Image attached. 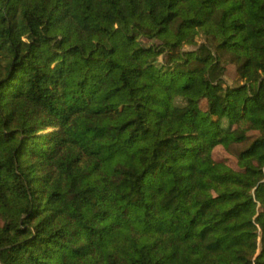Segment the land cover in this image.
Wrapping results in <instances>:
<instances>
[{
  "label": "trees",
  "instance_id": "obj_1",
  "mask_svg": "<svg viewBox=\"0 0 264 264\" xmlns=\"http://www.w3.org/2000/svg\"><path fill=\"white\" fill-rule=\"evenodd\" d=\"M253 52L264 0H0V264H264Z\"/></svg>",
  "mask_w": 264,
  "mask_h": 264
},
{
  "label": "rangeland",
  "instance_id": "obj_2",
  "mask_svg": "<svg viewBox=\"0 0 264 264\" xmlns=\"http://www.w3.org/2000/svg\"><path fill=\"white\" fill-rule=\"evenodd\" d=\"M253 62L259 66L261 69H264V54L261 52H253L251 54ZM229 75L232 77L235 75V69L232 64L227 66ZM215 148V154L219 155L220 152L227 153L231 161H235V155L228 151H225L223 148ZM257 209V204L254 198L243 200L240 202H232L230 200H220L213 204L209 211L205 215V220L222 223L227 219H230L239 213H246L249 216H252Z\"/></svg>",
  "mask_w": 264,
  "mask_h": 264
}]
</instances>
